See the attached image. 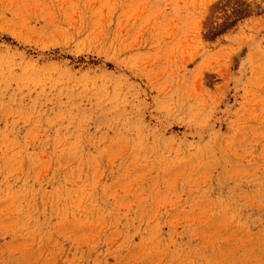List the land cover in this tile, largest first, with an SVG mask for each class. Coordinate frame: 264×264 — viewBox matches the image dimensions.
I'll list each match as a JSON object with an SVG mask.
<instances>
[{
  "label": "rangeland",
  "instance_id": "obj_1",
  "mask_svg": "<svg viewBox=\"0 0 264 264\" xmlns=\"http://www.w3.org/2000/svg\"><path fill=\"white\" fill-rule=\"evenodd\" d=\"M0 264H264V0H0Z\"/></svg>",
  "mask_w": 264,
  "mask_h": 264
}]
</instances>
